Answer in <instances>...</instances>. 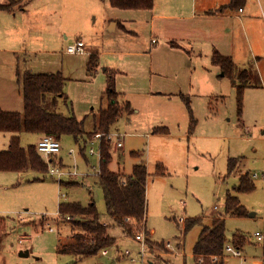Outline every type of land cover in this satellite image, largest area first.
Returning <instances> with one entry per match:
<instances>
[{"label":"rangeland","instance_id":"1","mask_svg":"<svg viewBox=\"0 0 264 264\" xmlns=\"http://www.w3.org/2000/svg\"><path fill=\"white\" fill-rule=\"evenodd\" d=\"M26 1L24 5L31 12L38 11L44 16L36 20L34 13L28 22L33 32L26 36L24 31L16 42L27 39L28 51L46 52L30 54L27 51L17 55L19 61L13 63L14 68H18V86L23 94L26 72H61L66 79V100L56 98L54 105L50 98L48 108L83 121L85 136L79 142L71 136L63 137L61 152L51 158L52 163L41 155L49 169L76 174L71 178L64 176L62 184L49 172H0V264L105 263L99 256L80 260L57 254V246L69 242L76 232L72 224L57 215L59 205L65 202L83 206L94 202L101 222L110 227L109 234L116 240V245L110 249L111 256L118 247L122 253L130 251L132 258L137 260L139 244L108 215L103 190L97 183L101 142L95 136L88 138L94 133L100 110L108 106L107 100L101 103V94L109 73L105 75L99 68L91 79L87 76L88 54L85 57L62 56L63 49L78 39L83 40L86 49L89 46L99 52L103 0ZM193 3L200 11L201 0H190V4ZM189 7L187 5L186 9ZM19 23L26 24L25 21ZM3 26L4 22L0 21V29H4ZM34 37H44L47 42H37ZM6 38L0 31V47H14L3 40ZM232 40L233 51L228 54L226 49L221 51L224 57L231 58L230 72L214 63L210 50L205 49L201 57L193 53L196 84L192 95H186L193 125L182 97L156 95L133 99L140 112L131 104L132 111L124 110L110 127V134L125 135L124 149L115 148L116 139L110 145V171L130 176L136 165H144L147 169L146 225L139 227V235L144 234L152 243L164 244V249L166 243L172 247L163 252L148 245L152 255L147 258V264H196L193 248L203 228L196 226L186 231V220L202 219L203 226H210L216 217L226 219L228 244H232L235 234L246 239L241 247L242 257L230 256L228 264H264V242H258L255 237L256 233L264 235V56H256L248 48L240 23L232 27ZM2 67L3 73L11 72L10 61L5 59ZM202 83L204 86L199 89ZM95 99L97 101L92 103ZM156 129L161 133H155ZM164 129H167L166 134ZM18 136L24 148L37 145L38 135L22 131ZM11 137L13 134L0 133V152L8 149ZM92 149L94 155L90 154ZM233 159L238 161L237 168L229 174V162ZM246 174L255 190L237 194L235 188L240 177ZM228 194L239 197L248 212L247 217L226 216ZM252 213L256 216L250 217ZM22 251H29L30 257L20 258ZM121 264L131 263L121 261Z\"/></svg>","mask_w":264,"mask_h":264},{"label":"crops","instance_id":"2","mask_svg":"<svg viewBox=\"0 0 264 264\" xmlns=\"http://www.w3.org/2000/svg\"><path fill=\"white\" fill-rule=\"evenodd\" d=\"M24 2L27 1L0 0V21L4 22V29L0 31L7 37L3 40L14 45L6 49L0 47V56H6V58L0 57V79L5 75L4 80L0 81V110L9 113L24 112V96L16 76L18 68H14L13 62L19 61L17 55L28 51L25 46L28 42L27 39L23 42L21 39L17 44L16 38L19 39L24 31L27 33L26 36L33 32L28 22L34 13L37 15L36 20H41L38 17L44 16V13H38V11L31 12ZM229 2L230 0L225 2L201 0L199 11L194 3L190 4V0H154L151 10H120L111 7L108 0H103V35L99 43V52L89 46L86 51L89 61L92 57L97 61L96 73L99 68H102L105 75L108 72L109 75L112 73L115 76L116 99L119 107L126 110L128 108L130 112L131 104H134L135 111L140 112V107L136 106L133 99H147L156 95L169 98L192 95L196 84L194 81L196 64L192 58L193 53L201 57L205 49L208 52L210 50L213 56L215 53L221 54L222 48L226 49L227 54L233 51L232 27L237 26L238 23L246 36L248 48L256 56H264V0H246L245 6L240 10L229 9L227 7ZM187 5L190 7L186 9ZM223 7L226 8L221 10ZM50 16L55 15L50 14ZM21 21H25L26 26L20 24ZM59 22L61 23L60 20ZM17 25L22 27L18 28ZM43 38L34 37V40L47 42V39ZM80 40L83 41L82 39L77 41ZM40 52L46 51H28L30 54ZM62 54L64 57L79 56L67 54L65 48ZM5 59L10 61L11 72L3 73L2 63ZM63 61L65 62V59ZM89 61L87 76L92 79L96 73L93 77L88 75ZM203 86L204 83L199 85V89ZM107 88L108 80L101 94V103L107 100L105 97ZM96 101L97 99L92 103ZM108 107L109 101L107 108H102L100 112ZM41 138V136L38 137V142ZM64 176L75 177L69 173H64L61 179L56 177L61 184ZM251 215V217L256 216L255 213ZM214 219L226 221L222 217ZM114 251L115 254L121 253L118 247ZM21 253L25 256L20 258L30 257L29 251Z\"/></svg>","mask_w":264,"mask_h":264},{"label":"trees","instance_id":"3","mask_svg":"<svg viewBox=\"0 0 264 264\" xmlns=\"http://www.w3.org/2000/svg\"><path fill=\"white\" fill-rule=\"evenodd\" d=\"M111 7L120 10H151L154 0H108ZM246 0H230L229 9L240 10L245 6ZM223 9L221 10H224ZM215 64L223 66L231 71V58L215 53ZM97 61L92 57L88 64V75L93 77L96 73ZM66 79L61 73L57 74H33L26 72L23 76L24 112L9 113L0 110V133L13 134L7 150L0 152V172L22 173L32 170L37 173L49 172L48 165L39 154L37 145L24 148L21 144L19 133L22 131L41 137L50 136L60 141L63 137L71 136L76 142L85 136L84 122L75 116H65L56 111H51L48 106L50 98L57 104L56 98L66 100L64 88ZM109 101V107L99 114L97 126L93 134L107 135L110 127L124 112L117 102L115 90V77L112 73L108 76V88L105 93ZM185 101L191 124H194L190 103L187 97ZM55 99V100H54ZM129 109L127 108V112ZM167 130V129H166ZM164 129L163 133L167 131ZM155 133H161L156 129ZM110 144L103 141L101 144L100 174L98 185L103 190L104 200L108 215L115 224L130 238L139 235V227L146 225V187L147 169L144 165H136L130 176L110 171L111 163ZM84 154V150L81 149ZM236 160L229 162V174H233L237 168ZM255 190L249 174L242 175L237 194H249ZM227 216L243 218L248 216L246 208L239 197L228 194L225 201ZM59 216L73 225L76 230L71 235L69 242L58 245L57 253L61 256H70L76 259H91L97 257L102 250L114 247L116 240L109 234L110 227L101 222V216L95 203L83 206L80 203L65 202L59 206ZM196 226L203 228L200 238L193 249L196 264H228L225 255L227 239L226 221L213 219L210 226H203L202 219H187L186 231ZM149 233L146 235L148 237ZM150 248H157L163 252L164 244H155L147 239ZM234 246L244 247L246 239L241 234H235L232 242Z\"/></svg>","mask_w":264,"mask_h":264},{"label":"built area","instance_id":"4","mask_svg":"<svg viewBox=\"0 0 264 264\" xmlns=\"http://www.w3.org/2000/svg\"><path fill=\"white\" fill-rule=\"evenodd\" d=\"M66 53L70 55H79V56L87 55L86 46L82 41H77L76 43L67 46ZM124 138H125V135L123 134H110L109 133L107 135H103V134L95 135V139L100 140L101 144L103 141H106L107 143L111 145L112 141L116 139L115 148L117 150L124 149ZM37 149H38L39 154H41L46 160H49L50 163H52L53 161L51 160V158L53 156L59 155L61 152L60 141L50 136H44L38 142ZM90 154L94 155L93 149L91 150ZM101 156L102 155H101V146H100V153H99L100 160H101ZM48 170L51 176H56L58 179H61V177L64 175V173L61 172L60 170L49 169V166H48ZM69 174L72 176H76L75 173H69ZM99 174H100V168L98 169L97 176ZM67 220H70V218H67ZM255 237L257 238L258 242H264V236L262 233H256ZM134 239L139 244V249H140L138 253L139 258L137 260L135 258H132V254L130 251H125L124 253L122 252L117 253L114 256H111L110 249H105V250H102L98 256L107 261V263H104V264H121V261H128L131 264H136V263L147 264V258L152 255V252L149 251L150 248L147 249L148 243H147V239L145 235L144 234L137 235ZM166 248L168 250H172L171 244L166 243ZM241 254H242L241 248L234 247L233 244L226 245V248H225L226 260L230 256L241 258L242 257ZM179 255H182V254H179Z\"/></svg>","mask_w":264,"mask_h":264},{"label":"water","instance_id":"5","mask_svg":"<svg viewBox=\"0 0 264 264\" xmlns=\"http://www.w3.org/2000/svg\"><path fill=\"white\" fill-rule=\"evenodd\" d=\"M251 216H252V215H250V217H251ZM20 256H25V255H24L23 253H21Z\"/></svg>","mask_w":264,"mask_h":264}]
</instances>
